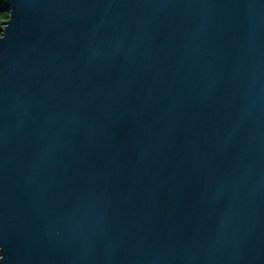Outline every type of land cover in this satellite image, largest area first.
<instances>
[{"label":"water","instance_id":"1","mask_svg":"<svg viewBox=\"0 0 264 264\" xmlns=\"http://www.w3.org/2000/svg\"><path fill=\"white\" fill-rule=\"evenodd\" d=\"M0 3V264H264V0Z\"/></svg>","mask_w":264,"mask_h":264},{"label":"trees","instance_id":"2","mask_svg":"<svg viewBox=\"0 0 264 264\" xmlns=\"http://www.w3.org/2000/svg\"><path fill=\"white\" fill-rule=\"evenodd\" d=\"M8 18V11L5 10L2 6V3H0V26L3 24V22Z\"/></svg>","mask_w":264,"mask_h":264}]
</instances>
